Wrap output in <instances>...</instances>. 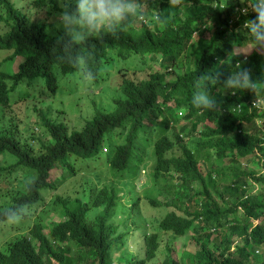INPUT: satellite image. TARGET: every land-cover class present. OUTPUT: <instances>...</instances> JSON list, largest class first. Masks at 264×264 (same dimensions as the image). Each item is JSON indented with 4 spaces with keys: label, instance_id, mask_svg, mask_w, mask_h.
<instances>
[{
    "label": "trees",
    "instance_id": "1",
    "mask_svg": "<svg viewBox=\"0 0 264 264\" xmlns=\"http://www.w3.org/2000/svg\"><path fill=\"white\" fill-rule=\"evenodd\" d=\"M18 1L0 0V162L13 161L0 165V225L8 209L27 217V208L42 209L48 221L14 229L0 248V264H148L160 235L148 231L138 199L117 213L126 186L132 192L143 169L158 185L159 197L146 198L165 209L160 231L175 239L191 232L196 247L181 262L165 255L162 264H264V131L257 124L264 123V54L234 51L249 40L243 24L253 14H242L243 0H190L182 12L168 0H143L142 18L75 53L61 52L63 29L50 34ZM71 6L72 0L53 5L58 12ZM81 52L94 71L91 82L72 66ZM238 65L248 70L253 89L221 92ZM78 85L110 87L113 94L108 107L94 104L88 118L70 125L64 109L53 105L77 94ZM205 87L218 104L201 114L188 101ZM28 101L43 138L21 127L22 119L5 117ZM185 135L193 138L183 142ZM104 174L111 179L98 183ZM68 183L72 193L56 192ZM47 193L56 195L50 204ZM51 210L57 221L49 219Z\"/></svg>",
    "mask_w": 264,
    "mask_h": 264
},
{
    "label": "rangeland",
    "instance_id": "2",
    "mask_svg": "<svg viewBox=\"0 0 264 264\" xmlns=\"http://www.w3.org/2000/svg\"><path fill=\"white\" fill-rule=\"evenodd\" d=\"M18 0H16L17 2ZM29 0H24L22 2V4H24V11L27 12L29 14V16L31 17V19L35 22H43L46 25V29L50 34H55L57 33L59 30L62 29V27L60 26L59 20H58V16L59 13L58 10H55L53 5H57L58 7L63 6L65 3H67L69 0H55V2H52L51 0H49V2H47L43 7L41 8H36L33 6H29L27 5ZM19 2V1H18ZM21 7V5H20ZM141 7V6H140ZM249 45L245 46V47H235L234 51L235 52H242V53H249L250 49H248ZM20 60V58H17L15 60L14 63H12L10 65L11 69H15L16 65L18 64V61ZM4 66H8L7 63H5L3 65ZM138 77H142V74H137ZM115 81L113 82L114 85ZM110 85H112L111 83H109ZM82 85H78L77 87V94L75 95H71L68 96L67 98H65L64 101H56L55 104L53 105L54 107L59 106L62 107L66 113V118L69 119L70 121V125H77L78 123V119L80 118H88L92 112H93V105L96 104L97 106L104 108L105 106L108 107V104L111 103V99L112 96L111 94H113L110 91V87L107 89L103 90V87H101L100 89L95 88V87H91L88 90L82 89ZM31 91L36 92L37 89L36 88H30ZM88 93V94H87ZM14 98V96H13ZM33 101H28L26 103H17L15 104L12 109H7L5 111V117H11L14 116L17 119H22L21 120V127H25L27 126L29 131L28 133H30L31 131H33V135L38 136L43 138L44 134L42 132L41 129H39V127L36 126V121L38 120V117L35 113V111L33 110ZM36 107L38 108H42V105H44V103H35ZM260 108H264V106H260ZM45 109V108H42ZM2 111L0 110V115H1ZM80 117V118H79ZM185 124L184 121H182L180 124H177L176 130H178L180 128L181 125ZM257 124L261 126V128H263L264 131V123H262L260 120H257ZM263 124V125H262ZM180 125V126H179ZM183 142H186L188 138H193V136L190 135H185L181 137ZM194 140H197V137H194ZM189 145H192L191 143H188ZM7 160H2L0 162V165L6 166L9 165L10 163H12L13 161L6 156ZM152 161L149 162V164H151ZM201 166L204 168V164L203 162H200ZM148 164V163H147ZM148 164V166H149ZM148 170L147 169H143L142 173H141V179L139 182H137L134 185L133 191L129 192L128 188L126 186V196L124 199H122L121 203L123 205H120L117 208V213L119 214L123 208H129V206L132 204V202L134 200L137 201V207H140L142 212L145 215V221L147 222V229L150 232H158V234L160 235V246H159V251L157 253V255L155 256V258L150 261L148 264H162V260L165 257V255H169L172 258H174L176 261H180V257L182 254H184L185 252H190L193 253L196 249L194 241L192 240V233L189 232L187 233L185 236H181L178 238H172L168 233H165L163 231H160L159 227H158V222L160 220V218L164 215L165 213V209H163L162 207L159 206H151L148 199L146 198V196L148 195H152L153 197L158 198V196H156V190L153 188L154 186H158L155 182L154 179H152L151 176H148ZM20 174H22V172L20 171ZM60 174V173H59ZM55 174H53L52 171V176H51V180L54 179ZM100 179H96V181L98 183H104L105 181L107 182L108 180H110V176L108 174H104L100 176ZM212 179L214 180V178L212 177ZM209 180V178H208ZM13 185L16 184V181L12 182ZM8 188H15V187H8ZM259 187L256 185V187L254 188L253 191H251L252 193H256L259 189ZM21 189V188H20ZM124 190V188H123ZM56 192L58 194H64L65 193H72L70 190V183H68V186H66L65 188H60L58 190H56ZM4 193V189L0 188V194ZM46 195V201L45 204L47 203H51V201L54 200V198L56 197L55 194H45ZM171 194H168V198H170ZM1 201V200H0ZM35 207V206H33ZM49 209V206L48 208ZM43 211L41 210H35L34 208H27L26 212L29 213L30 215L27 217L29 219V222L27 220H23L22 222H20L19 224H9L7 222H4L3 224L0 225V248L5 247V244L10 241L11 239H13L14 233L16 232L14 229H18L20 226H25L27 227L28 224L31 222L32 225H36L35 221L37 219L38 222L41 225H45L46 224V220L48 219V217L46 218V216L44 214H42ZM51 210L49 215V219L50 220H54L57 221L59 218L55 215V212ZM48 221V220H47ZM27 224V225H26ZM46 229V228H45ZM135 242V237L132 239V242L130 241V250L132 252L135 251V247L137 246L136 242ZM169 247L171 248L169 252H166V248ZM115 259H117V257H119V252L117 251L115 254ZM85 264V263H84ZM183 264V261L182 263Z\"/></svg>",
    "mask_w": 264,
    "mask_h": 264
},
{
    "label": "clouds",
    "instance_id": "3",
    "mask_svg": "<svg viewBox=\"0 0 264 264\" xmlns=\"http://www.w3.org/2000/svg\"><path fill=\"white\" fill-rule=\"evenodd\" d=\"M245 7L242 14H253L251 19L244 21L243 27L249 36L248 49H256L264 54V0H243ZM143 0H72L71 7H65L58 16L63 29L61 52L72 50L74 53L92 38L106 34L115 35L135 18L143 17L140 7ZM172 9L184 11L190 6V0H168ZM60 59L67 63L64 57ZM72 66L78 68L84 82H91L95 74L85 53L73 55ZM199 79L209 81L206 75ZM242 89H253V80L250 79L246 68L238 65L221 83L220 91L231 90L233 93ZM188 103L199 113H213L217 109V97L210 94L207 87L193 92ZM27 217L26 213L15 209H8L3 218L9 224H19Z\"/></svg>",
    "mask_w": 264,
    "mask_h": 264
},
{
    "label": "bare ground",
    "instance_id": "4",
    "mask_svg": "<svg viewBox=\"0 0 264 264\" xmlns=\"http://www.w3.org/2000/svg\"><path fill=\"white\" fill-rule=\"evenodd\" d=\"M145 21V20H144Z\"/></svg>",
    "mask_w": 264,
    "mask_h": 264
}]
</instances>
